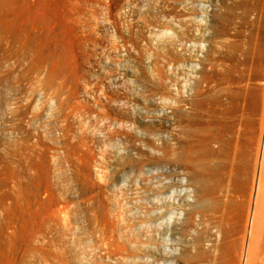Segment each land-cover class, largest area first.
Masks as SVG:
<instances>
[{"label": "rangeland", "instance_id": "374dc122", "mask_svg": "<svg viewBox=\"0 0 264 264\" xmlns=\"http://www.w3.org/2000/svg\"><path fill=\"white\" fill-rule=\"evenodd\" d=\"M171 67L168 126L130 119ZM192 119L251 121L245 184ZM263 150L264 0H0V264H264ZM207 167L231 223L195 208Z\"/></svg>", "mask_w": 264, "mask_h": 264}, {"label": "bare ground", "instance_id": "6f19581e", "mask_svg": "<svg viewBox=\"0 0 264 264\" xmlns=\"http://www.w3.org/2000/svg\"><path fill=\"white\" fill-rule=\"evenodd\" d=\"M217 76V75H216ZM213 78H216L217 79V82H219L220 84L222 83V82H224L225 80L227 81L228 80V77L226 76V75H221L220 77H213ZM202 81V80H201ZM229 81V80H228ZM199 105L198 106H200V102L198 103ZM202 118V117H201ZM204 119H206V118H204ZM209 119V118H208ZM192 120H195V123L192 121ZM190 122H189V128H191V131L192 132H194V133H192V132H190V129L188 130V135L187 136H189L190 137V135L192 134H194V138L196 139V141L198 140L197 138H199V140L201 141L202 139H203V143L201 144V145H203V146H205L204 148L202 147V150L204 151V152H201V154L202 153H206L205 155H207V153H209V155H211L214 151H212V150H210L209 149V145H207L206 144V142H210L211 140H208V139H205V140H207V141H205L204 140V138L206 137V136H204V138H203V134L205 133V130L207 129L208 130V132L207 133H205L204 135H208V133H210L212 136V138L213 137H215V138H218L219 139V142L221 141V148H220V151H218V154L219 153H221L222 155L221 156H223L225 159H229L230 160V156H232V158L234 159H231V160H233L232 162H231V164L233 165V163H234V165L235 166H237V171L232 167V165L230 166V167H232L233 169H232V171H234V173L233 172H231V169H229L228 171H230L229 173H226L227 174V176L229 177V179H230V184L232 183L233 185L235 184H237V183H240V181H241V179H240V177L242 178L243 176H240V171H241V169H242V171H243V169L245 168V166H246V163H247V158H249L248 156H250V155H248V152H249V150L251 149V147L252 146H254V145H256V143H257V139H256V136L254 135V134H252L251 133V131L249 130V128H250V125H251V121H249L248 119H243L242 120V123H241V126L240 127H242L241 129H239V127L237 128V129H239V132H238V130H236V128H235V126L234 125H236L235 123H234V125L233 124H231L230 123V121H229V123L227 122V120H225V119H216L217 121H215V119L213 120V122H212V120H210L211 121V123L210 122H208V123H210L211 125L214 123V121L216 122V124L214 125V127L212 126H210V127H207V126H209V124L207 125L205 122H206V120H205V122H204V120L202 119V121H201V119H200V121H198L197 119H192ZM197 120V121H196ZM225 120V121H224ZM231 120V119H230ZM198 122H204V124H206V125H201V123H198ZM195 125H197V127L196 126H194V124ZM190 124H192V126H193V129H197L198 128V125H201V127H203V128H205L204 130H203V128L202 129H198V131L195 129V130H193L192 129V127H191V125ZM239 125H240V123H239ZM205 126V127H204ZM195 127V128H194ZM235 128V129H234ZM199 130H201V132L202 131H204V132H200ZM234 130H236V132L234 131ZM195 131H197V133L199 132V133H201V134H199V135H202V136H197V138L195 137ZM235 132V133H234ZM196 133V134H197ZM229 133L231 134V136L229 135ZM234 134V139H230L232 136H233V134ZM226 134V135H225ZM236 134V135H235ZM191 135V137H193ZM198 135V134H197ZM225 135V136H224ZM230 136V140L227 138V139H224L226 136ZM210 136V135H209ZM209 136H207V138H209ZM223 136H224V138H223ZM200 137H202V139L200 138ZM193 138V139H194ZM190 139H192V138H190ZM210 139V138H209ZM221 139V140H220ZM224 139V140H223ZM215 140H217V139H215ZM228 140V141H227ZM214 141V140H213ZM212 141V142H213ZM192 142V141H191ZM194 142H195V140H194ZM193 142V143H194ZM196 143V142H195ZM194 143V145H196V144H198V143H196L195 144ZM187 144H190V142L189 143H187ZM220 144V143H219ZM169 145L172 147L173 145H174V141H173V138H170L169 139ZM200 145V146H201ZM259 145V144H258ZM258 145H257V147H258ZM191 146V145H190ZM190 146H187V147H190ZM194 147V146H193ZM192 147V149L191 148H189L190 150H191V152H193V151H195V150H193V149H195V148H193ZM196 147V146H195ZM210 148H212L211 147V145H210ZM198 149V148H197ZM200 149V148H199ZM233 149V153L232 152H230L231 150ZM187 150V149H186ZM190 150H189V152H190ZM214 150V149H213ZM198 151V150H197ZM211 151H212V153H211ZM258 151V150H257ZM211 153V154H210ZM213 155V154H212ZM220 155V154H219ZM258 154L256 153V156H257ZM202 156H204V154L202 155ZM261 158H262V163H261V174H260V181L262 182L263 181V178H262V173H263V171H264V150H263V152H262V155H261ZM236 163V164H235ZM233 165V166H234ZM204 166V165H203ZM209 167V166H208ZM205 168L204 169V171H203V173H201L200 175H197L196 177H195V175L193 176V174L191 175V179H192V182L197 186V188L199 189V192H201L202 193V195L204 196V197H206V198H204V197H202L203 199L202 200H200V202L198 201V204L196 205V209H198V210H200L203 214L206 212H208V211H212V209L213 210H216V212H214V213H217V211H222V219H223V221H224V224H225V222H226V220L228 219V220H230V218H231V215H232V213L229 215L228 214V212L230 213V212H232V210H229V208H232V207H229L228 208V204H227V206L226 205H222L221 204V201L218 199V198H215V196H213L215 199H218L219 200V202H218V200H215V199H213V197H211L210 195H215V193H214V184L215 183H220V186H221V182H224V178L220 181V179H221V177H222V174H221V172H219L221 169H219V168H217V170L215 169V170H213L212 168L211 169H209V168ZM247 167V166H246ZM219 170V171H218ZM246 170V169H245ZM227 171V172H228ZM222 172H224V171H222ZM244 172V171H243ZM246 174H249L248 172H245ZM13 174V173H12ZM226 174H225V176H226ZM241 175H244L243 173L241 174ZM11 178H12V176H11ZM244 178H246V176L244 177ZM248 178V177H247ZM228 179V180H229ZM184 178H182L181 179V181H182V183H184ZM227 180V181H228ZM249 180V179H248ZM248 180H247V182H248ZM220 181V182H219ZM245 181V180H244ZM244 181H242L241 183H243ZM228 183V182H227ZM240 183V184H241ZM231 184V185H232ZM243 184H245V183H243ZM216 185V184H215ZM235 185H234V187H235ZM248 185V184H247ZM229 186V185H228ZM239 186V185H238ZM240 186H242V185H240ZM239 186V187H240ZM249 186V185H248ZM248 186H246L247 188H248ZM217 187H219L218 185H217ZM239 187H237V188H239ZM229 188H231L230 186H229ZM237 188H235V189H237ZM215 189H216V187H215ZM233 189V188H232ZM240 189V188H239ZM217 190V189H216ZM219 190V189H218ZM238 190V189H237ZM244 190H246L245 188H244ZM198 191V190H197ZM231 191V190H230ZM232 191H234V190H232ZM239 191V190H238ZM247 191V190H246ZM215 192H217V191H215ZM241 191H239V193H240ZM200 193V194H201ZM238 193V194H239ZM199 194V195H200ZM237 194V193H236ZM207 195H208V197L210 198H208L207 197ZM232 195V194H231ZM243 195H244V191H243ZM245 196V195H244ZM201 198V197H200ZM208 198V199H207ZM211 198L213 199V200H215V201H213V200H211ZM232 199L234 200V196L232 197ZM229 200H231V199H229ZM235 201V200H234ZM226 202V201H225ZM229 202V201H228ZM224 203V202H223ZM231 203V202H230ZM232 203H234V202H232ZM236 203V202H235ZM234 203V204H235ZM258 203V202H257ZM225 204V203H224ZM233 204V205H234ZM237 204V203H236ZM236 204H235V206H236ZM238 205V204H237ZM232 206V205H231ZM239 208V207H238ZM232 209H234V208H232ZM194 211H195V209H194ZM210 211V212H211ZM218 212V213H221V212ZM238 211V210H237ZM240 211H241V209H240ZM217 213V214H218ZM234 214H239V213H236V211L235 212H233ZM224 214H225V216H226V214H228L229 216H230V218H229V216H227L225 219H224ZM218 215H220V214H218ZM239 215H241V214H239ZM217 216V215H216ZM237 216V215H236ZM232 217H234V215H232ZM221 218V217H220ZM221 219V220H222ZM221 220H220V222H221ZM234 220H235V218H234ZM228 222V221H227ZM234 222V221H233ZM233 222H232V226H234L233 225ZM222 223V222H221ZM220 223V224H221ZM229 223H231V220L229 221ZM229 223H228V225H229ZM238 223V222H237ZM223 224V223H222ZM222 224H221V226H222ZM224 224H223V226H224ZM227 224V223H226ZM235 224H236V222H235ZM226 226V225H225ZM232 226H231V228H232ZM239 226V225H238ZM228 227V226H227ZM226 227V228H227ZM231 228L229 227V229L227 228V232H225L224 231V233L226 234V233H230L231 231ZM234 228V227H233ZM223 229H225V227L223 228ZM236 230H239V228H235ZM235 230V231H236ZM241 230V229H240ZM233 231H234V229H233ZM233 231L231 232V233H233ZM227 235V234H226ZM228 237V236H227Z\"/></svg>", "mask_w": 264, "mask_h": 264}, {"label": "built area", "instance_id": "2783aa9c", "mask_svg": "<svg viewBox=\"0 0 264 264\" xmlns=\"http://www.w3.org/2000/svg\"><path fill=\"white\" fill-rule=\"evenodd\" d=\"M145 64L151 67V61H145ZM134 66V62H133ZM133 74V82L139 78L138 69H130ZM169 84H167V91L165 93H152L149 95H141L143 91L140 86H134L130 91L131 99L127 97V102L130 104V119H146L147 122L155 124L160 128L164 129L168 126V121L171 118V106L173 100L176 98L178 92H181V87L178 83L180 80V70L177 68H169ZM175 78L179 79L176 83H171V80ZM179 85V86H178ZM181 99V97H180ZM97 119H117L110 117H97Z\"/></svg>", "mask_w": 264, "mask_h": 264}]
</instances>
